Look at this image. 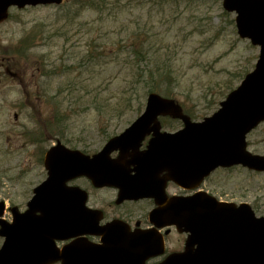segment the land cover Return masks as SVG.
Returning <instances> with one entry per match:
<instances>
[{
  "label": "water",
  "instance_id": "1",
  "mask_svg": "<svg viewBox=\"0 0 264 264\" xmlns=\"http://www.w3.org/2000/svg\"><path fill=\"white\" fill-rule=\"evenodd\" d=\"M60 2L0 0V22L8 17L10 7ZM222 7L235 13L238 36L258 46L254 68L202 120H191L175 100L150 92L141 114L100 151L87 155L59 141L51 146L44 156L47 177L33 189L25 211L20 213L14 206L11 223L0 219V233L6 235L0 264L58 260L61 264H145L148 257L162 252L161 240L152 233L129 232L120 222L98 226L99 211L86 208L85 193L65 187L66 180L85 175L97 187L117 186L118 200L159 195L162 201L166 179L192 188L217 167L241 165L264 172V155L248 151L246 141V135L264 122V0H222ZM165 115L180 119L183 127L160 131L158 117ZM148 134V146L139 152ZM115 149L131 152L133 174L113 164L109 154ZM161 171L167 173L159 177ZM4 206L0 200V215ZM156 212L167 214V223L189 233L185 249L158 264H264V217H256L247 203H223L195 194L171 200ZM19 233L27 239L18 249L15 235ZM84 234L101 235V243L79 237L61 249L54 244L55 239Z\"/></svg>",
  "mask_w": 264,
  "mask_h": 264
},
{
  "label": "rangeland",
  "instance_id": "2",
  "mask_svg": "<svg viewBox=\"0 0 264 264\" xmlns=\"http://www.w3.org/2000/svg\"><path fill=\"white\" fill-rule=\"evenodd\" d=\"M174 5L165 6L167 11L159 12L161 22L155 23L151 32L163 42H176V45H170V52L175 57L174 70L180 77L175 90L177 100L187 107H194L198 114L209 115L230 91H226L227 85L231 84L233 88L239 83L240 79L235 78L234 73L243 67L248 70L253 68L258 47L238 37L234 24L227 21L233 19L234 14L223 13L221 0H204L198 4L181 1L177 11L172 12ZM185 8L183 18H171L173 13L179 15ZM57 12L55 6L12 9L9 18L0 23V57L3 52H10L12 45L33 22L45 19L51 22ZM154 13L155 9L150 15ZM148 18V7L128 9L118 15L113 12L99 15L92 10H83L69 27L64 44L61 40L46 45L38 41L37 45L40 46L35 48L37 55H33L35 62H38L36 57L45 52L50 54L48 62L56 60L62 50L66 52L64 57L83 54L91 39L95 40L98 50L109 52L105 57L107 63L99 65L92 73H83L79 77L78 73L68 76L69 80L76 78L79 90L74 88L72 94L61 96L62 109L68 119L63 132L65 139H61V142L90 153L95 152L102 147L107 136L121 132L143 110L145 98L140 111L134 106L128 110L119 108L115 109L117 112L113 111L115 104L122 103L116 100V94L125 83L123 78L127 69L122 63L109 62L113 59V50L109 49L115 48L114 41L125 38L124 27L132 26V21L136 19L148 21ZM152 20L157 21V17L153 16ZM209 27L211 34L218 32V38L207 47L202 42L208 38V32L202 33L196 28L201 30ZM194 29L195 33L183 41L184 35ZM37 71L23 75L20 73L16 78L6 74L0 79V198L7 205L17 207L25 206L32 188L46 176L37 158L39 146L31 140L26 141L33 128L41 127L45 138L48 137L43 124L50 104L38 91ZM3 73L2 68L0 74ZM63 82L64 77L55 79L50 89L55 91L63 86ZM216 94V105L205 108L207 100ZM103 104L106 107L101 108ZM95 105L102 109V113L96 111ZM247 141L248 150L264 155V123L247 135ZM54 143L55 140H49L45 146L47 148ZM208 183L209 189L221 199L249 203L256 215L264 216V173L252 172L240 166L220 169L211 174ZM97 197L109 201L112 194L100 191Z\"/></svg>",
  "mask_w": 264,
  "mask_h": 264
},
{
  "label": "trees",
  "instance_id": "3",
  "mask_svg": "<svg viewBox=\"0 0 264 264\" xmlns=\"http://www.w3.org/2000/svg\"><path fill=\"white\" fill-rule=\"evenodd\" d=\"M181 1L188 4L197 2L198 4V2L203 3L204 0H72L69 5H63L65 6L64 9L58 10L53 21L48 22L46 19L35 21L31 26L26 28L21 37L12 45L10 52H3L4 57L10 58L7 60V66L18 75L38 70V91L43 96L45 102L50 104L48 115L43 124L45 128L44 132L48 134V137L45 138L41 127L33 128L31 135L27 137L26 141L31 140L39 148H42L50 139H62L64 137L65 123L68 119H66L65 110L62 109L61 96L70 95L76 89L79 90L76 78L73 77V79L69 80L68 76L77 75V73V77L83 73L89 74L93 72V69H97L99 65L107 63L105 57L109 55L108 50L106 53L103 50H98L97 44L93 39L88 42L83 54L64 57L66 52L62 50V53L57 56L56 60L48 62L50 54L45 52L41 55L38 54L39 56L36 57L38 62L34 61L35 56L33 55H37L35 48L38 46V41H42L43 45H46L50 42L54 44L58 40H61L64 44L67 41L66 35L68 34L69 27L72 26V22L83 10H92L99 15L104 12H113V14L118 15V13H125L128 9L132 10L133 8L143 9L148 7L149 10L148 21L147 19L144 21L141 19L132 21L134 23L132 26L123 28L126 31V36L122 39L123 41L121 39L114 41L113 46L115 48L109 49V51L113 50V59L109 62H113L114 64L122 63V66L127 69V73L123 78L125 83L116 94V100L122 103L113 106L114 112H117L116 110L119 108L128 110L131 106L136 107V110L140 111L142 100L149 92H157L163 96L177 100L175 90L180 77L174 70L175 57L170 52L172 50L170 45H176V42H173V44L171 42H163L151 31L155 27V23L161 22V17L158 16L159 12L165 11V6H173V4H175V8L172 12H176ZM154 9L156 13L153 16L157 17V21L152 20L153 16L150 15ZM185 10L186 8L180 11L179 15L173 13L171 18H183L184 15L182 14ZM223 13L225 15L230 14L225 11ZM166 19L169 18L167 17ZM227 21L233 24L232 18ZM196 29L202 33L208 32V38L205 42H202L207 47L211 46L218 38V32L211 34L210 27L201 30ZM194 31L195 29L188 31L184 35L183 41H186L190 35L194 34ZM198 31L196 32L199 33ZM247 72L248 69L243 67L234 73L235 78L242 79ZM62 77L65 78L63 86L52 91L50 89L52 81L57 78L61 79ZM31 80L30 78V83ZM231 89V84L227 85L226 91ZM214 97H218L217 94L207 100L204 105L205 108L209 109L212 105H216L217 101L214 100ZM179 105L183 113L191 118L204 116L203 113L198 114L194 107H187L182 102H179ZM98 107L97 105L94 106L96 111L102 113L101 108L106 107V104H103L101 108Z\"/></svg>",
  "mask_w": 264,
  "mask_h": 264
},
{
  "label": "flooded vegetation",
  "instance_id": "4",
  "mask_svg": "<svg viewBox=\"0 0 264 264\" xmlns=\"http://www.w3.org/2000/svg\"><path fill=\"white\" fill-rule=\"evenodd\" d=\"M66 1L68 0H63L62 3H65ZM2 68L4 69L5 74H0V79L1 76H6L7 73V67L3 64V62H0V69ZM159 125L160 129L164 131H174L182 126L180 121L174 120L169 116L159 117ZM150 138L151 134L146 135L141 140L138 148L139 152L146 150ZM110 156L113 158V164L118 163L121 166L130 169V174L134 173V171L132 170L134 164H129L130 160L133 157L130 151L120 152L119 149H116L111 152ZM40 159H42L43 161L42 156ZM220 169L221 168H217L215 171ZM166 173V171H161L158 176L163 177ZM211 174H213V172L205 177L197 186H194L192 188L181 187L175 182L166 179V181L164 182L165 199H163L162 201L159 195L136 199L125 198L122 200H118L119 188L117 186L113 185V187H95L92 184L91 180L86 176H79L66 180L64 184L65 187H77L79 191L85 193V205L87 206V208L94 211H99L100 213V218L97 221L98 226L102 227L109 222H120L127 228L129 232H147L149 234L152 233L155 238L160 239L162 252L157 255L148 257L145 261V264H158L164 261L169 255L182 252L184 250L189 233L186 231H179L177 225L173 223H167L170 220L167 214L163 215L159 212H156V210L165 208L166 205L171 202V200H181L182 197H189L195 194L205 196L210 195L221 202H233L231 200L221 199L218 195H215V193H213L209 189L208 181ZM100 191L110 192L112 194L111 199L109 201L100 200V198L97 197V194ZM166 201H168V203H166ZM25 208L26 205L24 207H19V211L22 212ZM12 217V212L9 209H5L0 218L2 219L1 221H4L6 224L8 222H11ZM182 226L183 227L181 228L185 227V225ZM15 237L18 239L19 246L17 248L19 249L21 248L22 241L27 239V237H23L20 233L16 234ZM81 237L86 238L91 243L100 244L101 242V236L97 234H84ZM75 238L76 237L55 239L54 243L56 247L61 248ZM5 241L6 235L0 233V247L5 243ZM49 264H61V261H54Z\"/></svg>",
  "mask_w": 264,
  "mask_h": 264
}]
</instances>
